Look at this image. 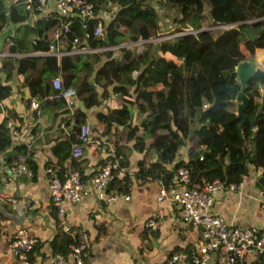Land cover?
Listing matches in <instances>:
<instances>
[{
	"label": "trees",
	"instance_id": "trees-1",
	"mask_svg": "<svg viewBox=\"0 0 264 264\" xmlns=\"http://www.w3.org/2000/svg\"><path fill=\"white\" fill-rule=\"evenodd\" d=\"M89 1L95 3L96 10L107 11L112 17L105 21L101 16L103 35L92 34V19L85 23L74 16L69 30L59 37V44L64 45V53L48 54L50 45L55 41V28L61 22L50 12L33 22L34 37L27 39L28 34L24 31L21 36L12 38L10 50L27 54L5 56L0 63V71L7 78L15 72L23 77L24 87L29 92L28 104H31L30 100H37L45 107L55 106L48 127L59 129L50 146L58 166L56 168L51 160L47 161V165L53 164L56 173H62L71 168L64 166L67 158L70 157L76 167V159L80 157L73 156L71 150L79 140V126L84 116L78 108H69L62 94L59 96L60 89H71L73 96L81 99L84 106L90 107L108 96V89L111 88L113 96L121 102L108 114H101L105 127L111 128L115 121L120 124V128L115 130L121 134L117 138L134 139L133 147L139 150L147 147L151 139L148 147L160 150L159 158L162 161L149 165L139 161L138 172L142 175L158 177L164 185L171 186L178 168L182 166L189 171L191 185L219 179L227 186L232 182L238 183L244 174L257 169L260 173L255 183L264 189V108L256 126L252 127L234 113L233 102L239 89L235 66L239 60L251 57L256 47L264 48V29L252 41L241 29L246 23L213 27L218 23L240 22L250 17L257 18L252 24L264 27V0ZM3 5L0 0V28L7 21ZM159 5L169 8L168 11L173 14L172 33L185 27H191L194 31L153 41L160 29ZM12 9L10 20L13 22H22L29 17L20 0ZM87 28L91 33L85 40L83 35ZM75 35L81 43L100 49L65 52L77 44L73 42ZM138 40L141 42L132 45L131 49L119 45L124 41ZM166 53L170 57H166ZM57 76L62 79L60 89L54 85ZM258 84L264 85V69H258L248 82L246 92L250 101L245 109L248 117L254 116L259 104ZM98 87L102 88L100 93ZM11 91L9 83L0 81V100ZM125 102L135 104L138 115H142L138 125L132 124ZM8 118L0 120V155L10 167L20 155H24L33 177L37 170L35 151L18 135H12L7 125ZM14 128L20 135L22 129ZM29 130L30 135L39 136L41 128L36 123ZM189 136L196 138L197 150L187 159H176L178 149ZM113 145L115 156L121 159L122 164H127L126 154L120 152L122 145L116 141V136ZM107 158L101 160L100 164ZM168 164L170 167H167ZM80 169L76 170L82 173ZM129 183L127 173L121 178H113L107 190H127ZM59 227L60 233L63 232L62 240L58 242L55 235L50 243L53 252L64 253L73 239L60 223ZM34 248L28 252V261L32 260ZM186 256V263L193 264V252L186 251ZM258 256L254 264H264V256ZM240 260L233 264H245Z\"/></svg>",
	"mask_w": 264,
	"mask_h": 264
},
{
	"label": "crops",
	"instance_id": "crops-1",
	"mask_svg": "<svg viewBox=\"0 0 264 264\" xmlns=\"http://www.w3.org/2000/svg\"><path fill=\"white\" fill-rule=\"evenodd\" d=\"M2 2L7 21L0 28V63L5 56L27 54L24 51L10 50L13 37L21 36L24 31L28 34L27 39L34 37L31 27L34 19L31 15L22 22L10 20L13 5L18 4L19 0ZM176 34L177 32L173 33ZM59 48L63 49L64 45L61 43ZM165 56L170 57L168 53ZM252 56L258 65L264 67V48L256 47ZM249 58L251 57L246 59ZM0 81L12 86L11 93L0 100V120L9 117L7 122L11 121L14 126L22 129L19 139L26 141L34 149L37 162L36 175L32 177L24 171L14 172L0 155V264H50L53 254L50 241L57 235L55 239L60 242L63 233H60V227L58 229L59 216L50 198L48 174L45 170L48 160L55 163L57 159L50 146L54 143L59 129L48 127L55 106L45 107L41 102L37 107L28 104L29 92L24 87L23 77L16 72L7 78L6 74L0 71ZM101 89L98 87L99 93ZM108 92V96L102 97L98 104L89 107L84 106L81 99L73 96L71 89L66 90V95L74 100L72 108L81 110L84 121L92 125L93 140L85 145L83 154L76 159L78 162L76 167L70 157L64 161V166L81 168L80 173L90 178L99 167L100 161L111 155L110 149L114 148L116 136V141L122 145L120 152L126 154L125 166L130 179L128 189L123 190L130 195L127 200L118 199L105 203L89 194L76 202L65 204V219L69 225L72 228L84 229L91 238L92 245L87 251L88 262L159 264L172 252L187 251L196 255L202 227L183 220L178 213V207L169 199L158 202L157 193L161 180L138 172L141 160L145 165L162 161L159 158L160 150L148 147L151 139L148 140L147 147L139 150L133 147L134 139L117 138V135L121 134L115 130L120 128V124L115 121L111 128L105 127L101 114H108L110 110L119 107L121 102L119 98L113 96L111 88ZM125 103L132 110V124L138 125L142 115H138L135 104ZM36 123L41 128L38 133L40 135H30L29 129ZM196 141L192 136L186 138L177 151L176 159H187L193 154L197 150ZM54 166L57 168L58 165L55 163ZM167 167H170V164ZM259 173L260 170L252 169L247 181L238 190L218 191L210 208L211 212L220 215L229 224L244 223L263 229L264 205L260 203V188L255 183ZM157 209L161 211L159 226L156 229L145 227L144 221ZM19 227L26 228L30 234L38 237V243L32 251V260L27 263L18 259L10 247L12 234ZM65 251H68V246ZM258 255L260 254L247 252L241 260L245 264H254L259 259ZM219 257L216 254L208 257L205 262L215 264ZM183 264H187L186 261Z\"/></svg>",
	"mask_w": 264,
	"mask_h": 264
},
{
	"label": "built area",
	"instance_id": "built-area-1",
	"mask_svg": "<svg viewBox=\"0 0 264 264\" xmlns=\"http://www.w3.org/2000/svg\"><path fill=\"white\" fill-rule=\"evenodd\" d=\"M29 15L35 20L40 17H46L48 13L53 12L55 17L61 20L60 25L54 31V43L50 45L48 54H62L63 49L59 46V37L63 32L70 28L72 17L78 16L85 23L92 19L94 22L92 34L103 35V21L112 19L107 11L96 10L95 3L89 0H20ZM67 18V19H66ZM257 18L250 17L240 22H224L215 24L213 27H231L239 23H253ZM194 31L191 27H185L179 33ZM87 28L83 37L86 40L90 35ZM83 39V38H82ZM74 44L69 52H89L100 48L91 47L88 43H81L76 35L73 39ZM78 43H80L78 45ZM40 53V52H36ZM55 87L62 86V79L57 76L54 78ZM66 99L67 105L72 110L73 98L66 95L63 87L60 94ZM31 106L37 107V100L31 101ZM14 137L19 136V132L14 128L11 121L7 122ZM79 140L74 143L71 150L73 156H81L85 145L89 144L92 138L91 125L84 121L79 126ZM112 157L107 158L104 163L93 172L91 177H84L76 169H67L62 173H56L53 166L47 165L45 168L48 174V183L50 189V198L57 208L59 223L62 229L68 232L73 241L68 246L66 252H53L50 264H90L87 260V251L92 245L89 234L84 229L72 228L65 219V204L67 202H76L81 197L91 194L98 200L109 203L118 199L127 200L130 195L123 190H107L109 182L115 177H123L127 173V168L121 163V159L115 156L114 148L110 149ZM14 172L24 171L32 175L25 162V156L20 155L15 164L10 167ZM248 174H244L242 179L236 183L232 182L227 186L219 179L205 181L201 185L189 184V171L186 167H179L176 179L171 186L161 183L158 189V202L169 199L178 207V213L183 220L192 225L202 227L201 237L197 241V253L192 257L193 264H206L208 257L212 253L220 257L215 264H233L249 253L261 254L264 256V228L260 229L250 224H229L220 215L211 212L210 208L215 202V195L221 190L235 191L241 188L247 181ZM162 182V181H161ZM170 190V191H169ZM260 203L264 205V189H260ZM160 209L144 221V226L150 229H156L159 226ZM38 243V237L30 234L26 228H17L11 237L10 247L15 256L23 263L28 262V252ZM214 255V256H215ZM186 253L182 251L172 252L167 258L159 264H183L186 260Z\"/></svg>",
	"mask_w": 264,
	"mask_h": 264
},
{
	"label": "water",
	"instance_id": "water-1",
	"mask_svg": "<svg viewBox=\"0 0 264 264\" xmlns=\"http://www.w3.org/2000/svg\"><path fill=\"white\" fill-rule=\"evenodd\" d=\"M241 29L248 35L249 39L253 41L256 38V36L264 29V27L261 25H254L249 23L242 26ZM257 69H258V62L254 56H251V58L249 59L243 58L239 60L234 69L237 74L238 82H239V89L237 90L236 95L233 98V102L235 104L234 113L237 116H239L243 121L250 123L252 127L256 126L258 116L261 114L264 108V86H261L260 98L258 100L259 104L256 108L254 116L248 117L245 114V109L250 101V96L246 92V88L249 80L257 72ZM129 110L130 113H132V110L131 109ZM214 255L215 253H212L211 257H213Z\"/></svg>",
	"mask_w": 264,
	"mask_h": 264
},
{
	"label": "rangeland",
	"instance_id": "rangeland-1",
	"mask_svg": "<svg viewBox=\"0 0 264 264\" xmlns=\"http://www.w3.org/2000/svg\"><path fill=\"white\" fill-rule=\"evenodd\" d=\"M154 4L157 5V3L155 1H153ZM169 9V8H168ZM168 9L166 7H163L161 5H159V11L161 13L160 15V29L158 31V35L155 36L154 38H152L153 41L157 42L159 41L160 39H164V38H168L170 36L173 35L172 31H173V26L172 24L173 23V14L172 12L170 13L168 11ZM167 11V13H166ZM139 42H141V40H138V41H134V42H128V41H124L122 43H120L119 45H122V46H126L128 48H133L131 47L132 45L134 44H138ZM260 67H262V65H260Z\"/></svg>",
	"mask_w": 264,
	"mask_h": 264
},
{
	"label": "flooded vegetation",
	"instance_id": "flooded-vegetation-1",
	"mask_svg": "<svg viewBox=\"0 0 264 264\" xmlns=\"http://www.w3.org/2000/svg\"><path fill=\"white\" fill-rule=\"evenodd\" d=\"M258 69H264V67H260V65H258ZM257 69V70H258ZM256 74V73H255ZM261 86H264V85H262V84H258V90H259V93H260V87ZM259 98H260V95H259V97H258V100H259Z\"/></svg>",
	"mask_w": 264,
	"mask_h": 264
}]
</instances>
